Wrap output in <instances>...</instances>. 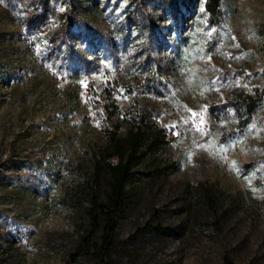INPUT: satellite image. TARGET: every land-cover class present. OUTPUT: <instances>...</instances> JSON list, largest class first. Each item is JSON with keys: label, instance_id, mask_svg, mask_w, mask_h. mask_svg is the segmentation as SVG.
<instances>
[{"label": "rangeland", "instance_id": "374dc122", "mask_svg": "<svg viewBox=\"0 0 264 264\" xmlns=\"http://www.w3.org/2000/svg\"><path fill=\"white\" fill-rule=\"evenodd\" d=\"M208 4L0 0V264H97L91 162L141 107L174 167L134 173L110 264H264V0Z\"/></svg>", "mask_w": 264, "mask_h": 264}, {"label": "trees", "instance_id": "16d2710c", "mask_svg": "<svg viewBox=\"0 0 264 264\" xmlns=\"http://www.w3.org/2000/svg\"><path fill=\"white\" fill-rule=\"evenodd\" d=\"M217 9L218 0H209V13H217ZM240 98L245 107H256L253 97ZM146 111L148 109L141 107L137 121L123 133L114 125L107 142L91 162L94 177L104 182V200H92L87 211L90 228L82 247L95 256L97 264H110L107 258L115 246L117 218L130 196L127 186L134 173L142 174L140 178L145 182H153L166 179L174 167L171 161L159 155L167 143L165 129L147 119ZM94 236L98 239L94 240ZM224 264L235 263L225 258Z\"/></svg>", "mask_w": 264, "mask_h": 264}]
</instances>
